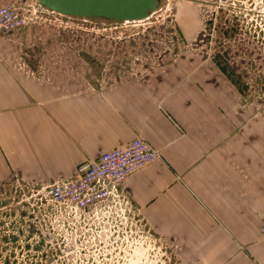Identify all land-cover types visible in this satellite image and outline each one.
Wrapping results in <instances>:
<instances>
[{"label": "crops", "instance_id": "0c3cea01", "mask_svg": "<svg viewBox=\"0 0 264 264\" xmlns=\"http://www.w3.org/2000/svg\"><path fill=\"white\" fill-rule=\"evenodd\" d=\"M181 28L177 43L196 44V24ZM38 45L25 30L0 37V189L50 188L142 138L160 158L124 196L169 264H264V103L246 101L233 72L191 48L96 69Z\"/></svg>", "mask_w": 264, "mask_h": 264}, {"label": "rangeland", "instance_id": "374dc122", "mask_svg": "<svg viewBox=\"0 0 264 264\" xmlns=\"http://www.w3.org/2000/svg\"><path fill=\"white\" fill-rule=\"evenodd\" d=\"M34 2L36 0H10L0 8ZM184 20L194 26L196 24V29L188 34L196 39L194 45L180 46L177 43L178 38L186 37L181 28ZM25 31L35 34L38 47H65L68 53H82L85 64L96 69L109 68L111 60L116 59L115 54L144 55L143 61L132 57L131 62L144 64L146 59L156 62L157 59L163 60L165 55H175L191 48L196 50L198 57L214 58L215 62L222 63L221 66L233 72L234 80L244 89L246 101L264 103V0H160L156 12L137 23L47 13L33 20ZM61 40L66 44H59ZM22 191L0 189V200L9 197L23 199L25 194L29 196L27 191ZM20 203L23 202L20 200ZM19 206L0 207V216H7L0 218V222L8 224L0 228V264H50V261L61 264L58 254L52 253L53 250L45 242L41 243V239L33 245L41 235L37 234L30 241L28 233L21 232L18 240L14 238L11 224L21 222V217L19 220L13 216L8 218L7 212ZM25 212L28 215V211ZM22 224L25 230L29 226L27 221ZM150 247L147 264H156L155 260H160L163 252L164 257L160 261L169 264L170 253L158 241L155 245L151 242Z\"/></svg>", "mask_w": 264, "mask_h": 264}, {"label": "built area", "instance_id": "2783aa9c", "mask_svg": "<svg viewBox=\"0 0 264 264\" xmlns=\"http://www.w3.org/2000/svg\"><path fill=\"white\" fill-rule=\"evenodd\" d=\"M47 13L55 12L42 8L38 0L1 7L0 37L25 30ZM159 158L149 142L136 138L80 164L73 179L44 190H28L37 232L52 253L58 254L61 264L148 263L151 242L155 245L157 241L139 226L138 216L124 196V184ZM260 237L264 240V223ZM160 260L156 264H163Z\"/></svg>", "mask_w": 264, "mask_h": 264}, {"label": "water", "instance_id": "95a60500", "mask_svg": "<svg viewBox=\"0 0 264 264\" xmlns=\"http://www.w3.org/2000/svg\"><path fill=\"white\" fill-rule=\"evenodd\" d=\"M40 6L66 17L137 23L148 19L160 0H38Z\"/></svg>", "mask_w": 264, "mask_h": 264}, {"label": "flooded vegetation", "instance_id": "af4514ba", "mask_svg": "<svg viewBox=\"0 0 264 264\" xmlns=\"http://www.w3.org/2000/svg\"><path fill=\"white\" fill-rule=\"evenodd\" d=\"M22 190H23L22 192H24V193H25V191L28 192L27 189H22ZM20 200L23 203H20ZM14 204L21 205V206H19L18 209H16V207L14 209H9L7 212L8 218L13 216L15 219L18 218V220H19V218L21 217V222L17 221V223L11 224L12 229H13L12 235L14 236V238H17L16 240H18V237L21 236V232L28 233V238L30 239V241H32L35 237H37V234H38V232H37V218H36L32 203L30 202V200L28 199L26 194H25L23 199L9 197V198L0 200V207L3 206V207L8 208L7 206H12ZM20 209H22L23 212L19 213ZM26 210L28 211V215L25 212ZM5 217H7V216H0V218H5ZM137 220L139 221V226L145 232L150 233V230H149L147 224L144 221H142L139 217L137 218ZM23 221H24V223H26V221L29 222V226H28L29 228L27 227L26 230L22 228V226H25L22 224ZM5 224H7V223H5L3 221L0 222V228H2ZM8 228H10V226ZM40 239L41 238L37 239L33 245L35 246L36 244H38V240H40ZM41 243H44V241L42 239H41ZM30 246H31V244H30ZM34 246H33V249H34ZM52 262L53 261H50L49 263L52 264Z\"/></svg>", "mask_w": 264, "mask_h": 264}]
</instances>
